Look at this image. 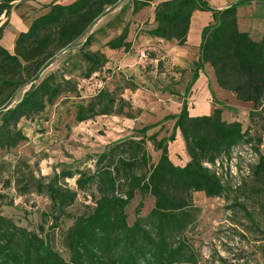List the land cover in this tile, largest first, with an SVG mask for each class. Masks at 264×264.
<instances>
[{
  "label": "trees",
  "instance_id": "obj_1",
  "mask_svg": "<svg viewBox=\"0 0 264 264\" xmlns=\"http://www.w3.org/2000/svg\"><path fill=\"white\" fill-rule=\"evenodd\" d=\"M29 1L0 0V18L8 19L13 10ZM157 1L133 0V15ZM253 1L264 2H239L219 11L210 8L205 0H166L156 6L155 28L147 32L151 38L187 46L194 12L211 13L212 22L201 32L199 59L190 88L209 65L220 89L233 94L237 101L252 105L248 113L250 125L244 129L239 121H225L221 108L214 109L209 116L192 117L189 89L178 114L166 116L139 130L137 136L109 146L97 158L94 172L63 171L55 173L45 185L36 184V194L50 202V212L43 214L39 232L18 226L12 219L0 215V264H199L186 238L188 230L195 225L193 194L223 198L229 190L246 188L247 181L252 179L264 187V154L260 150L264 134V37L257 42L241 32L237 15L240 6ZM120 2L53 3L45 7L48 12L36 18L27 32L18 35L13 53L0 45V151L14 150L28 141L19 128L22 121H33L65 95H79V84L64 75L54 73L41 80L42 72L59 53L85 38L80 51L88 65L84 79H90L108 64L104 54L86 51V48L93 41L92 28ZM6 26L7 22L0 27V40ZM129 29L126 25L119 36L107 43L109 50L131 52ZM19 92L23 95L16 102ZM124 114L125 100L101 90L92 101L77 107L75 122L83 124L101 116ZM127 117L133 119L130 115ZM167 122H174L169 136L158 139V135H148ZM178 135L189 158L184 167L176 166L169 155V145L177 141ZM148 141L160 153L156 163H152ZM237 149L250 152L257 157V163L249 170V176H242L236 184L223 183L208 166H215L223 157L230 160ZM146 167L148 170L142 171ZM4 169L5 164L1 162L0 176ZM68 180H75L76 189L69 186ZM10 184L8 180L3 187ZM24 187L25 191L17 190L31 192L32 186L28 188L25 184ZM80 192H90L94 207L79 216L69 229L66 237L69 258L66 259L53 248L50 233L61 226ZM138 196L135 221L130 225L126 210ZM148 197L154 206L143 218L141 213ZM5 199L0 192V209ZM261 209L264 214V203ZM48 219L51 224L46 228ZM251 222L257 225L254 219Z\"/></svg>",
  "mask_w": 264,
  "mask_h": 264
},
{
  "label": "rangeland",
  "instance_id": "obj_2",
  "mask_svg": "<svg viewBox=\"0 0 264 264\" xmlns=\"http://www.w3.org/2000/svg\"><path fill=\"white\" fill-rule=\"evenodd\" d=\"M132 2L121 0L107 14L110 15L109 21L102 28L95 30L96 24L91 30L95 34L86 51L101 52L108 58V64L90 79H84L88 65L82 60L80 51L85 38L59 53L42 72L41 80L54 73L64 75L79 84V95H65L33 121H22L19 128L26 134L28 141L14 150L0 151V163L5 164L4 174L0 176V192L6 196L0 215L12 219L18 226L38 231L44 222L43 214L50 212V202L46 197L36 194V184L45 185L55 173L63 171L94 172L97 158L109 146L137 136L139 130L160 122L166 116L178 114L189 89V110L200 112L194 110H198L196 108L199 106L202 108L200 103L207 104L210 101H197V97H192L190 85L196 57L188 56L183 48H176L175 42L158 41L148 36L153 11L146 9L148 13L140 23L139 15L145 9L133 15ZM6 22L8 24L7 18L1 17L0 27ZM133 24L139 26L131 52L109 50L107 43L119 36L126 25L130 27ZM199 25L195 21L192 32L195 42ZM101 90L110 92L118 100H125V114L101 116L83 124L76 123L77 107L92 101ZM225 94L231 96V99L224 97V100L227 99L225 103L229 105L226 106L227 117L235 114L246 129L250 125L248 113L252 105L237 101L229 92ZM22 95L23 92L16 95V102ZM129 115L133 119L127 117ZM173 126L174 122H167L148 135H158V139L167 137L172 133ZM147 148L153 158L152 163H156L160 153L154 150L152 142H147ZM240 149L244 150L242 146ZM260 150L264 154V134ZM241 151L237 149L235 152L238 163L250 166L248 169L251 170L257 163V157L248 151ZM169 155L176 166L184 167L188 163L189 158L180 135L175 143L169 145ZM147 170L148 167L142 168L144 172ZM8 180L11 184L3 187ZM67 183L76 189L75 180H68ZM25 184H28V188L32 186L31 192L27 194L17 190L24 189ZM262 190L264 187L259 181L252 179L247 181L246 188L229 190L223 198L210 199L203 193L193 194L195 225L188 230L186 238L194 248L199 264H264ZM139 200L140 196L126 210L130 225L135 221ZM94 202L90 192H80L76 204L69 209L61 226L50 233L53 248L64 258H69L66 248L69 229L79 216L90 212ZM153 206L152 198L148 197L141 216L146 218ZM251 219L257 225H253ZM50 224L51 220L48 219L46 228Z\"/></svg>",
  "mask_w": 264,
  "mask_h": 264
},
{
  "label": "crops",
  "instance_id": "obj_3",
  "mask_svg": "<svg viewBox=\"0 0 264 264\" xmlns=\"http://www.w3.org/2000/svg\"><path fill=\"white\" fill-rule=\"evenodd\" d=\"M74 1L76 0H31L23 4L18 9L13 10L10 17L7 19L8 24L4 31L3 38L0 40V45L3 46L6 50H8L10 53H13L18 35L27 32L36 18L48 12V9H45L46 6H49L53 3L69 5ZM163 1L166 0H159L156 3H152V6L148 7L153 11L150 19L151 30L155 28V22H154L155 8L160 2ZM205 1L208 3L210 8L222 11L235 4H238L239 2H248L252 0H205ZM146 9L139 15L141 17L139 18L140 23L142 22V19L145 17V14L148 13L146 12ZM237 15H238V26L240 31L249 34V36L254 41L257 42L261 41L262 38L264 37V2L253 1L251 3L242 5L238 8ZM109 16L110 15H106L105 17H103L97 23L95 30L102 28L103 25L107 23V21H109ZM11 21L16 22V24L14 25ZM195 21L198 24H200L197 33L198 39L196 40V42L193 39L195 35L192 38V32L194 31ZM211 22H212L211 13L195 11L192 17L191 29L188 36L187 46L180 47L176 44L177 46L176 48L185 49L188 53L187 54L188 56L196 57V62H197L199 59V45L201 41V32L203 28L208 26ZM138 26H139L138 24H133L132 26H130L128 42L132 43L133 40L135 39L137 35L136 29L138 28ZM151 41H153V39ZM158 41H160V39ZM191 91L193 92L192 97H197L196 98L197 101L210 100L208 101L207 104L200 103L199 105H201L202 108H200L199 106L198 108H196L198 110H194L200 112H193L190 110V115L192 117L209 116L214 111V109L221 108L223 109V118L225 121L229 123L239 121V119L236 117L235 114H233V116H231L230 118L227 117L226 106L229 105L225 103L227 99L224 100V97L229 98L231 96H228V94L226 95L225 92L227 91H224L218 87L214 75V71L209 65H206L204 71L200 73V77L192 87ZM212 94L217 99V103L213 100Z\"/></svg>",
  "mask_w": 264,
  "mask_h": 264
},
{
  "label": "built area",
  "instance_id": "obj_4",
  "mask_svg": "<svg viewBox=\"0 0 264 264\" xmlns=\"http://www.w3.org/2000/svg\"><path fill=\"white\" fill-rule=\"evenodd\" d=\"M235 152L232 153L230 160L223 157L216 162L215 166H208L215 170L217 176L222 179L223 183L233 181V183L236 184L242 176H245L246 174L249 175L248 167L242 162L238 163L236 157L237 154Z\"/></svg>",
  "mask_w": 264,
  "mask_h": 264
}]
</instances>
